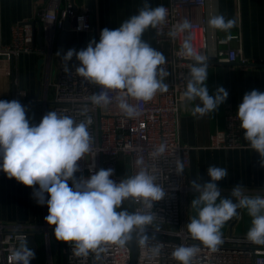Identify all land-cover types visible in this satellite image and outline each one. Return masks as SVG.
<instances>
[{
  "label": "clouds",
  "instance_id": "obj_1",
  "mask_svg": "<svg viewBox=\"0 0 264 264\" xmlns=\"http://www.w3.org/2000/svg\"><path fill=\"white\" fill-rule=\"evenodd\" d=\"M167 15L163 5L152 7L145 0L138 13L123 21L117 29L104 28L99 42L93 38L86 49L78 52L69 49L61 57L65 72H69L68 62L75 56L80 62L75 67L76 73L101 88L98 94L92 95V103L105 109L111 103L108 92H116L120 111L128 118H136L140 112L130 100L148 103L158 92L168 91L164 78L169 73L160 67L165 64L166 57L142 39L150 27L158 28L165 23ZM80 19L83 21V17ZM235 23L223 15H213L208 20L211 29L224 32L232 29ZM83 27L81 24L77 30ZM191 27L190 21L184 19L173 25L168 35L175 39L178 33ZM181 54L194 61L182 99L199 100L192 111L193 116L203 117L217 111L229 93L218 86L214 94H209L206 85L208 57L197 53L190 40L182 43ZM56 55L61 56V53ZM26 113V107L18 100H0V171L9 179L32 187L33 197L39 205L47 204L45 220L54 226L57 241L71 242L74 255L78 257L95 253L97 260L108 245L123 248L134 238L139 245H146L150 240L147 230L157 218L151 211L154 202L162 201L166 192L157 182V176L143 167V158L136 161L141 170L119 183L110 179L112 169L103 168L89 177L77 179L74 174L80 171L78 161L91 151L92 137L88 129L92 118L81 113L86 120L77 122L68 115L49 111L39 124L30 125ZM236 117L244 130V139L259 153L260 165L264 167V92L252 90L246 93ZM166 150V143L160 144L152 152V159L161 157ZM175 172L177 175L184 172L179 158ZM207 174L211 178L209 182H191L192 189L199 193L191 202L198 210V218H192L186 225L191 238L215 251L223 242L221 228L224 224L238 217V209H247L253 219L246 238L254 244L264 245V196L247 195L245 186L240 184L232 189L231 198L223 197L217 182L227 177L228 170L212 165ZM70 180L72 187L68 183ZM128 199L142 203L145 211H118ZM160 250L159 245L152 248L157 256ZM198 251L196 246L182 244L174 249L172 258L179 264H193ZM34 258L35 253L27 246V241L21 239L20 246L12 252L15 264H30Z\"/></svg>",
  "mask_w": 264,
  "mask_h": 264
},
{
  "label": "built area",
  "instance_id": "obj_2",
  "mask_svg": "<svg viewBox=\"0 0 264 264\" xmlns=\"http://www.w3.org/2000/svg\"><path fill=\"white\" fill-rule=\"evenodd\" d=\"M164 7L168 11L166 22L154 29L156 44L161 50L158 51L166 57L165 64L160 67L169 73L164 78L168 91L158 92L148 103L130 100L140 112L136 118H128L120 111L115 100L116 92H108L111 103L105 109L92 103V95L98 94L101 88L86 82L76 73L75 67L80 62L75 56L68 62L69 72H65V62L61 57L69 49L78 52L81 48H58L57 52H60L61 56L56 55L53 39L55 34L66 29L65 22L68 19L70 30L87 33L88 43L93 39L90 34L95 31L92 18L96 17V13L94 8L88 5L76 8L72 0H48L37 9L34 20L14 23L11 26L10 42L0 47V73L10 72L13 60L21 54L45 56V89L47 90L49 85L54 88L52 111L68 115L77 122L86 120V116L81 113H86L92 118L88 129L92 137L91 151L78 161L80 171L75 174L86 178L101 168L112 169L113 176L110 179L119 183L141 170L136 161L142 157L143 167L157 176V182L165 188L166 196L162 201L154 202L151 211L157 214V218L147 230L150 240L144 246L136 242L137 256L133 264H179L172 258V252L182 244L199 249L193 264H264V245L254 244L246 237L222 236L223 242L212 251L200 241L193 240L187 231L184 200L192 187L187 182L186 173L191 163V151L195 147L182 139L181 109L187 101L182 99V96L194 61L181 54V45L185 40H190L197 53L208 57L207 0H169ZM184 19L190 21L191 29L178 33L175 39L171 38L168 33L173 25L183 22ZM39 23L43 25L41 44L36 43V28ZM81 24L84 25L83 29L77 30ZM233 38L234 36H228L225 39L228 47L218 50L216 59L224 63L250 62L243 56L240 46H230ZM94 39L97 41L96 36ZM55 56L58 61L57 74L55 80L50 82L49 74ZM26 96L28 95L25 91L15 93L16 100ZM29 100L33 103L39 98L31 97ZM236 114L235 110L226 113L225 129L211 135L210 147L234 149L243 146L239 137L240 122ZM35 124L37 123L30 121V125ZM162 143L167 145L166 152L161 157L152 159V152ZM178 158L184 166L183 175H177L175 172ZM38 187L36 185V188ZM233 188H226L229 196ZM245 193L250 196H264V188L245 187ZM131 201L130 213L145 211L142 203L134 199ZM39 208L45 213L48 212L46 203L39 205ZM39 228L45 230L47 237L45 264H56L49 239V233L54 230V226L49 225L46 220L28 224L0 222V264H15L12 252L20 246L21 239L27 241L30 230ZM157 228L158 231L155 230ZM63 243L66 264H132V249L129 244L123 248L108 245L97 260L95 253L78 257L74 255L71 242ZM154 245L160 246L158 256L152 252Z\"/></svg>",
  "mask_w": 264,
  "mask_h": 264
},
{
  "label": "crops",
  "instance_id": "obj_3",
  "mask_svg": "<svg viewBox=\"0 0 264 264\" xmlns=\"http://www.w3.org/2000/svg\"><path fill=\"white\" fill-rule=\"evenodd\" d=\"M48 0H0V47L8 44L11 38V26L16 22L32 21L36 18L37 9L47 3ZM73 1V0H72ZM87 0H74L78 7L88 5ZM93 8L96 13V26L91 38L100 39V33L104 28L117 29L121 23L138 13L144 6L145 0H93ZM169 0H148L152 7L165 5ZM213 15H223L226 20H234L235 26L228 32L213 30L208 26L209 39L208 80L206 85L209 94H214L218 86H222L229 93L227 100L217 111L203 117L193 116L192 111L199 103L185 101L181 109V135L182 139L195 148L191 151V163L187 169V182L191 186L193 180L199 183L209 182L207 174L209 166L226 168L228 175L217 184L223 197L231 198L226 192L227 187L244 185L257 189L264 188V167L260 165V155L252 150L244 139V130L240 131L242 147L234 149H218L210 147L211 135L216 131L225 129V115L229 110L238 112L239 104L243 96L252 91L264 92V0H207L208 20ZM208 25V22H207ZM38 27L36 28V35ZM234 36L230 46L242 49L243 56L250 62H236L225 64L218 61V50L228 47L225 39ZM142 39L156 50H160L156 44L155 29L149 28L143 34ZM37 39L36 43L41 44ZM57 48V47H55ZM161 51V50H160ZM58 63V61H57ZM249 63H257L251 65ZM259 64V65H258ZM47 69L46 57L31 53L21 54L12 62L10 72L0 73V100H16V91H25L28 96L21 97L18 101L26 109L32 111L29 121L39 123L42 117L52 111L49 92L52 86L46 90L44 81ZM57 74L56 61L51 64L49 81L53 82ZM39 98L37 102H31L29 98ZM47 98V99H46ZM54 98V97H53ZM52 99V100H50ZM77 179L81 175L74 174ZM69 186L72 187L70 180ZM36 187V186H35ZM199 193L191 189L185 197V224L192 218H198V210L191 206L194 198ZM234 202L235 199L233 198ZM132 201H129L131 211ZM121 210H125L121 206ZM48 212L39 208V204L33 197V188L9 179L3 171H0V222L9 224H28L32 222H44ZM252 217L247 209H238V217L226 222L221 228L222 236L246 237L252 226ZM37 244H42L45 251L46 235L38 234ZM42 236V237H41ZM49 239L53 254L57 247L54 233H49ZM38 245V246H39ZM64 252V243L62 244ZM47 256L45 251V262ZM56 259V258H55ZM44 262V264H45Z\"/></svg>",
  "mask_w": 264,
  "mask_h": 264
},
{
  "label": "water",
  "instance_id": "obj_4",
  "mask_svg": "<svg viewBox=\"0 0 264 264\" xmlns=\"http://www.w3.org/2000/svg\"><path fill=\"white\" fill-rule=\"evenodd\" d=\"M86 2L88 3L89 7H93V4H94L93 0H87ZM74 5H75V3H74ZM75 7L77 8V5H75ZM92 19H93V25L96 26V17H94ZM75 24H76V19L73 20V25H75ZM69 26H70V21L68 19L65 22V28L66 29L59 34H55V38L53 39L54 47H57V48H81V49L86 48L88 45L87 33L72 31L69 29ZM42 31H43V25L41 23H39L38 24V32H37L36 36L40 42H41ZM208 63H210L209 60H208ZM233 63H236V62H230V63L225 62V64H233ZM249 64L257 65V63H249ZM262 66H264V65H262ZM51 103H52V101H51ZM43 233H45V230L42 228L33 229V230L29 231V235L27 238V246L30 247V249L35 253V258L32 259L31 264H35L36 259H37V251H38V244H37V240H36L37 235L43 234ZM50 233H54V230H51ZM128 244L132 249V264H133L135 259H136V256H137V248H136L135 238L133 239V241L129 242Z\"/></svg>",
  "mask_w": 264,
  "mask_h": 264
},
{
  "label": "trees",
  "instance_id": "obj_5",
  "mask_svg": "<svg viewBox=\"0 0 264 264\" xmlns=\"http://www.w3.org/2000/svg\"><path fill=\"white\" fill-rule=\"evenodd\" d=\"M37 236H40V235H37ZM55 239H56V237H55ZM56 244H57V247L54 250L55 251L54 258H56L55 263L56 264H66V256L62 252V248H61L63 241H58V242H56ZM38 245H39V243H38ZM44 262H45V251H44V248L42 247V244H40L38 246L37 259H36L35 264H44Z\"/></svg>",
  "mask_w": 264,
  "mask_h": 264
},
{
  "label": "rangeland",
  "instance_id": "obj_6",
  "mask_svg": "<svg viewBox=\"0 0 264 264\" xmlns=\"http://www.w3.org/2000/svg\"><path fill=\"white\" fill-rule=\"evenodd\" d=\"M58 50H59L58 48H55V51H56V52H57ZM54 60L56 61V65H57V58H56V56H55ZM49 97L52 98V99H53V97H54V88H53V87L51 88V90H50V92H49ZM52 99H50V100H52ZM22 105H23V104H22ZM23 106H24V105H23ZM51 106H52V105H51ZM30 113L33 114L31 110L27 109V113H26L27 117H29V116L31 115ZM37 124H39V123H37ZM129 201H130V199L124 201L123 204H122V207H124L125 209H128V208H129ZM120 210H121V209H118V211H120Z\"/></svg>",
  "mask_w": 264,
  "mask_h": 264
}]
</instances>
